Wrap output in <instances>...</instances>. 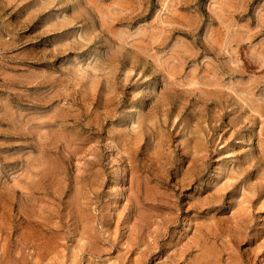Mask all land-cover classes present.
Instances as JSON below:
<instances>
[{"label": "rangeland", "instance_id": "obj_1", "mask_svg": "<svg viewBox=\"0 0 264 264\" xmlns=\"http://www.w3.org/2000/svg\"><path fill=\"white\" fill-rule=\"evenodd\" d=\"M0 191V264H264V0H0Z\"/></svg>", "mask_w": 264, "mask_h": 264}, {"label": "bare ground", "instance_id": "obj_2", "mask_svg": "<svg viewBox=\"0 0 264 264\" xmlns=\"http://www.w3.org/2000/svg\"><path fill=\"white\" fill-rule=\"evenodd\" d=\"M55 118H56V117H55ZM21 121H22V120H21ZM25 121H26V120H25ZM31 121H32V120H31ZM22 122H23V121H22ZM25 123L27 124V123H28V120H27V122H25ZM26 124H25V125H26ZM22 128H23V127H21V129H22ZM24 130H25V129H24ZM166 134H167V138H168V135H169V134H168V133H166ZM159 136H160V134H159ZM164 136H166V135H164ZM172 136H173V135H172ZM161 137H162V136H161ZM169 137H170V136H169ZM162 138H164V137H162ZM162 138H160V139H162ZM185 139H186V138H185ZM196 139H197V138H196ZM165 140H166V139H165ZM165 140H164V141H165ZM43 141H44V140H43ZM45 141H46V140H45ZM166 141H167V140H166ZM167 142H168V141H167ZM161 143H162V141H161ZM157 144H159V143H157ZM163 144H164V143H163ZM202 144H203V143H202ZM48 146H49V145H48ZM48 146H47V147H48ZM156 146H157V145H156ZM156 146L154 147V150H155ZM158 146H160V145H158ZM193 147H194V146H193ZM48 150H49V149H48ZM51 150H52V149H51ZM55 150H56V149H55ZM157 151H159V150H157ZM47 152H48V151H47ZM154 152H155V151H154ZM184 152H185V151H184ZM184 152H183V153H184ZM127 154H129V153H127ZM42 155H43V153H42ZM38 157H39V156H38ZM197 157H198V156H197ZM153 158H155V157H153ZM33 159H34V158H33ZM200 159H201V158H200ZM45 160H46V159H45ZM191 160H192V159H191ZM35 161H36V160H35ZM37 161H38V159H37ZM46 161H47V160H46ZM41 162H42V161H41ZM34 164H35V163H34ZM39 164H40V163H39ZM41 164H42V163H41ZM44 164H45V163H44ZM41 166H44V165H41ZM51 166H52V165H51ZM44 167H45V166H44ZM44 167H43V168H44ZM38 168H39V167H38ZM46 168H47V167H46ZM50 173H51V172H50ZM46 174H47V173H46ZM46 174H45V175H46ZM48 174H49V173H48ZM154 174H155V173H154ZM26 176H27L28 179H29V176H28V175H26ZM46 176H47V175H46ZM168 179H169V178H168ZM39 180H40V179H39ZM39 180H38V181H39ZM26 181H28V180H26ZM29 181H31V180H29ZM32 182H33V181H32ZM34 182H35V181H34ZM30 183H31V182H30ZM30 183L27 182V184H30ZM130 183H131V182H130ZM183 183H184V182H183ZM32 184H33V183H32ZM32 184H31V185H32ZM21 185H22V184H21ZM14 187H15V186H14ZM24 187H25V185H24ZM19 188H20V187H19ZM29 188H30V187H29ZM35 188H36V187H35ZM134 188H135V187H134ZM31 189H32V188H31ZM136 189H137V188H136ZM0 192H1V191H0ZM3 192H4V191H3ZM6 192H8V191L6 190ZM28 192H29V191H28ZM1 194H2V193H1ZM1 194H0V196H2ZM6 196H7V195H6ZM31 196H32V195H31ZM132 196H133V195H132ZM0 198H1V197H0ZM3 198H4V197H3ZM8 198H9V197H8ZM135 198H136V197H135ZM33 199H34V198H33ZM2 200L4 201V199H2ZM33 202H34V201H33ZM1 203H2V205H3V202H1ZM1 203H0V204H1ZM33 204H34V203H33ZM3 206H4V205H3ZM29 208H30V207H29ZM199 210H200V209H199ZM33 212H34V211H33ZM0 219H1V218H0ZM1 222H3V221H1ZM30 222H31V221H30ZM31 223H32V222H31ZM35 223H36V222H35ZM37 224H38V223H36V225H37ZM31 225H32V224H31ZM36 225H35V226H36ZM40 225H41V224H40ZM35 226H34V227H35ZM39 227H40V226H39ZM40 230H41V228H40ZM40 230H39V231H40ZM43 230H44V229L42 228V231H43ZM45 232H46V231H45ZM39 235H40V234H39ZM50 239H51V238H50ZM53 239H54V238H53ZM47 240H48V239H47ZM41 241H42V240H41ZM49 241H50V240H49ZM55 241H56V240H55ZM44 242H45V241H44ZM47 242H48V241H47Z\"/></svg>", "mask_w": 264, "mask_h": 264}]
</instances>
